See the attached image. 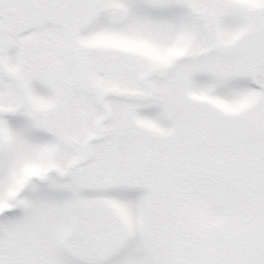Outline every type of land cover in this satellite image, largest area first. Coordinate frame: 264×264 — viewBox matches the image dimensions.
<instances>
[{
	"label": "snow or ice",
	"instance_id": "obj_1",
	"mask_svg": "<svg viewBox=\"0 0 264 264\" xmlns=\"http://www.w3.org/2000/svg\"><path fill=\"white\" fill-rule=\"evenodd\" d=\"M0 264H264V0H0Z\"/></svg>",
	"mask_w": 264,
	"mask_h": 264
}]
</instances>
